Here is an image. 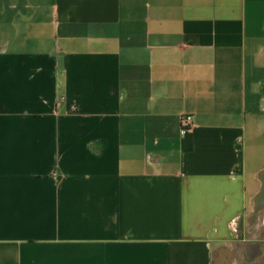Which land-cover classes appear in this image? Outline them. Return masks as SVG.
Instances as JSON below:
<instances>
[{"label": "crops", "instance_id": "0c3cea01", "mask_svg": "<svg viewBox=\"0 0 264 264\" xmlns=\"http://www.w3.org/2000/svg\"><path fill=\"white\" fill-rule=\"evenodd\" d=\"M0 264H264V0H0Z\"/></svg>", "mask_w": 264, "mask_h": 264}, {"label": "built area", "instance_id": "2783aa9c", "mask_svg": "<svg viewBox=\"0 0 264 264\" xmlns=\"http://www.w3.org/2000/svg\"><path fill=\"white\" fill-rule=\"evenodd\" d=\"M178 126L180 129L189 130L193 126L192 115L183 114L178 117Z\"/></svg>", "mask_w": 264, "mask_h": 264}]
</instances>
